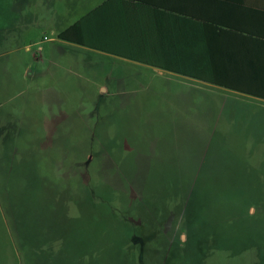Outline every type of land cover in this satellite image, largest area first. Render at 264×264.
Wrapping results in <instances>:
<instances>
[{"label":"rangeland","instance_id":"374dc122","mask_svg":"<svg viewBox=\"0 0 264 264\" xmlns=\"http://www.w3.org/2000/svg\"><path fill=\"white\" fill-rule=\"evenodd\" d=\"M50 32H31L25 53L48 56L36 41ZM50 76L26 80V116L40 119L26 137L38 151L35 196L52 200L57 264H264V109L226 99L227 126L197 124L191 110H143L142 94L102 95L87 79ZM19 173L0 189V235L28 207ZM13 244L14 264H29Z\"/></svg>","mask_w":264,"mask_h":264},{"label":"crops","instance_id":"0c3cea01","mask_svg":"<svg viewBox=\"0 0 264 264\" xmlns=\"http://www.w3.org/2000/svg\"><path fill=\"white\" fill-rule=\"evenodd\" d=\"M12 3L0 5V189L12 183L18 167L28 207L14 212L11 232L0 235V264L15 263L14 238L29 264H57L52 200L41 204L35 196L41 186L38 151L33 144L31 149L35 139L26 137V127L40 119L26 116L28 78L72 74L102 95H144L143 110H191L197 124L229 121L219 113L226 99L264 109V96H258L264 95V0ZM73 26L77 42L60 38ZM37 28L51 31L36 41L38 51L48 56L25 53L31 51L27 36ZM162 79L186 86L188 94L157 86ZM55 88L44 89L58 92ZM25 142L29 153L20 148ZM44 180L46 185L49 180Z\"/></svg>","mask_w":264,"mask_h":264},{"label":"trees","instance_id":"16d2710c","mask_svg":"<svg viewBox=\"0 0 264 264\" xmlns=\"http://www.w3.org/2000/svg\"><path fill=\"white\" fill-rule=\"evenodd\" d=\"M77 26H73V27H71V28H69L68 30H66L65 32H63L61 35H60V38H62V39H65V40H70V41H75V42H77L76 40V37L74 36V31H75V28H76ZM215 82V81H214ZM217 84H220V83H217ZM258 96H264V95H258ZM111 208V207H110ZM114 211V210H113ZM115 212V211H114ZM115 214H116V212H115ZM264 217V216H263ZM256 220L258 219V217H256L255 218ZM121 220V219H120ZM119 224H120V221H119ZM122 226V225H121ZM121 226H120V228H121ZM123 226H125V225H123ZM129 226V225H128ZM128 226H125L126 228L128 227ZM125 227H123V228H125ZM129 229H134V227L132 226V225H130L129 226ZM174 235H175V233H174ZM166 239H168V237H165ZM239 244V243H238ZM175 245V244H174ZM235 245V244H234ZM223 247H226V246H223ZM213 248V247H212ZM228 248H230V247H228Z\"/></svg>","mask_w":264,"mask_h":264}]
</instances>
